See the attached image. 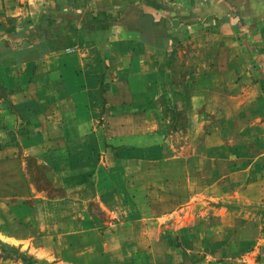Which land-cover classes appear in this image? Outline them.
Wrapping results in <instances>:
<instances>
[{
    "label": "crops",
    "instance_id": "crops-1",
    "mask_svg": "<svg viewBox=\"0 0 264 264\" xmlns=\"http://www.w3.org/2000/svg\"><path fill=\"white\" fill-rule=\"evenodd\" d=\"M1 19L0 242L32 264H235L218 126L243 110L226 126H258L263 166L264 0H0ZM205 201L224 204L188 217Z\"/></svg>",
    "mask_w": 264,
    "mask_h": 264
},
{
    "label": "rangeland",
    "instance_id": "rangeland-1",
    "mask_svg": "<svg viewBox=\"0 0 264 264\" xmlns=\"http://www.w3.org/2000/svg\"><path fill=\"white\" fill-rule=\"evenodd\" d=\"M2 23H3V19L0 20V34L3 33V31L8 33L9 30H11L10 28L11 22L7 20V22H5L7 26L4 25V27ZM255 108H259V107H255ZM229 111L232 114L231 116L232 121H229V123L220 122L218 128L220 130L219 132L223 135V143L225 144V146L236 148L237 154L235 153L231 154L232 158H234L233 161L238 163L235 166V170H236L235 178L231 174L230 176L231 179H233L232 181L236 183V185H233L234 187H232L233 192L234 190H236L237 197H239L240 200L234 203V208H232L233 205L230 204V208H232L231 210L233 211L234 214L233 216L235 218V221L233 222L230 221L228 223L225 222L223 223V221H221L219 225L220 232L223 229L228 231V232L223 231L222 235L220 236V239L222 238L224 239L221 240L222 241L221 243H225V247H227L226 244H228L229 242L232 243L233 250L229 246L230 250L221 251V256L220 258H217L218 259L217 262L220 261L221 263H223L224 260L230 259V260H234L235 264H264V164L261 167L259 161L260 157H256L257 154L253 155V153L250 151L251 148L253 147L251 142L252 139L248 133V132L256 133L258 131V126L248 125L250 129V131H248L246 125L244 123L240 124L241 122H239L237 123L238 127H235L233 129L228 128L226 125L235 123L234 120L236 119V117L238 116L242 117L241 113L245 114L243 110H239V109H235L233 110V112L231 110ZM207 118L212 119V116ZM179 125H181V123ZM208 126L213 127L214 126L213 122H209V124L205 126L204 129L207 130ZM215 127L217 126L215 125ZM200 138H202V136H199L197 140L200 141L201 140ZM243 158L246 159L243 160ZM254 158H257L256 162L254 164L249 165L250 159L253 160ZM249 168H251V177L253 179L251 191L253 197H257L258 201L253 200L252 202L244 203L242 200L243 191L245 188L243 184V178L244 176H248L247 174L249 170L247 169ZM222 172L225 173L226 170L221 169V173ZM39 173H41V171ZM188 204L190 207L189 209L190 212H188L189 213L188 217H190V215H192L191 212L195 211L197 204L203 205L206 214L208 215L209 213H211L212 208H214V206H221L224 203H218L216 205L215 202L205 201L203 203L193 202ZM206 218L207 216L205 215V219ZM261 230L262 233H260ZM212 241H215L214 237L208 235L205 237L204 243H213ZM208 253L209 250L204 251V253L201 255L202 261H206V254ZM5 257L11 258L14 261L25 260L26 258L25 253L23 251H20L19 248L16 247L9 248V246L0 242V260ZM25 262L27 264L33 263L31 261V258H29V260L26 259Z\"/></svg>",
    "mask_w": 264,
    "mask_h": 264
}]
</instances>
